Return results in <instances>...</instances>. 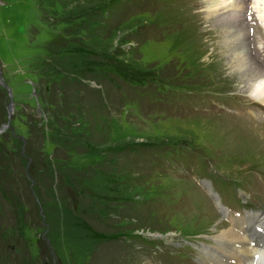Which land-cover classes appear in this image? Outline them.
<instances>
[{
    "label": "rangeland",
    "instance_id": "obj_1",
    "mask_svg": "<svg viewBox=\"0 0 264 264\" xmlns=\"http://www.w3.org/2000/svg\"><path fill=\"white\" fill-rule=\"evenodd\" d=\"M244 1L264 38V21L256 11L260 4ZM230 2L120 0L104 9L105 17L98 13L73 19L54 0H0V68L14 102L0 137L1 150L11 153L2 156L0 167V264H233L243 255L212 238L235 223L226 225L205 187L216 188L220 180L233 186L235 200L251 206L241 218L247 211L264 213V121L229 114L218 105L226 100H232V107L233 101L264 105L249 96L258 89L253 88L258 80L244 86L241 76L225 69L228 61L219 58L225 37L220 22L212 18ZM260 2L263 7L264 0ZM208 11L213 15L208 17ZM84 20V29L74 27ZM78 29L81 35L99 36L107 46L111 41L106 67L130 62L129 70L142 79L127 84L115 73L100 78L94 71L77 69L73 75L82 80L83 95L64 83L61 73L49 72V83L40 81V62L48 49L65 45L70 36L79 35ZM252 40L236 45L251 52L252 44L260 47L264 41ZM56 83L65 90L64 101ZM1 87L0 125L7 120L9 102ZM41 96L57 110L67 111L74 103L82 114L75 113L73 128L66 125L76 130L75 136L64 145L59 140L56 149L48 134V142L37 141V127L48 117L39 107ZM27 131L34 136L35 154L43 151L54 166L74 175L77 201L64 198L65 183L57 185L54 171L53 181L36 174L35 163L29 164L37 180L24 172L26 152L19 137L25 138ZM28 181L35 183L30 184L33 191ZM37 190L46 205L37 202ZM250 190L263 203L251 200ZM53 205L60 210L47 209ZM261 233L257 227L246 230L263 245ZM202 244L217 246L212 261L201 258L207 253Z\"/></svg>",
    "mask_w": 264,
    "mask_h": 264
},
{
    "label": "trees",
    "instance_id": "obj_2",
    "mask_svg": "<svg viewBox=\"0 0 264 264\" xmlns=\"http://www.w3.org/2000/svg\"><path fill=\"white\" fill-rule=\"evenodd\" d=\"M54 1L58 5L62 6L64 9L67 8L69 10L67 16H71L73 17V19L75 18L80 19V17H83L85 15L97 16L98 13H100V15H103L105 17L107 15V11L104 9L108 7L110 8V6L113 3H116V2L118 3L120 0H107V1L106 0H54ZM38 8L40 9L41 13H45L47 10V8L43 6L41 2H39ZM74 22L75 21L69 22L68 26L71 27L70 23L74 24ZM74 27H78L79 29H84L86 27L85 20L82 23L81 22L75 23ZM79 29L76 30L77 33L80 32ZM72 31H69V36L71 35ZM98 38L99 36H91V35L86 36V34L81 35V33H79V35L75 34L73 37L70 36L68 42H66L65 45L56 44L52 48H49L47 55L44 56V58L40 62V69H42V73L44 76V78L41 77L40 81H44V83H49L48 77L51 76L49 72L54 71L56 73H61V75H64L63 77L67 79V80L63 79V82L67 83V85H70V86L72 85L73 87L81 89L80 91L83 95L86 92L83 86V82L82 80L76 78L73 75L77 69H82L85 72L94 71L96 75H98L100 78H104L108 73H115L114 75L120 76L121 78H123L124 82L126 83L128 82L127 84H131V81L133 79H142V78L137 77L136 74L132 70H129V66H131L130 62H125V61L120 60V61L114 62L116 64L112 63L113 65H115V66H112V68L106 67L109 64V60H107V57H109L110 55L108 51H110L111 49L110 47L111 41L109 40L110 42H108L109 44L107 46L103 44V41L101 39L99 40ZM85 40H86V43L88 44L85 43ZM92 45L94 47H91ZM69 49H71V51ZM67 51L69 54L67 53L64 54ZM36 68L39 69L38 66ZM68 78L70 80H68ZM55 86L59 87L60 89L59 92L62 95V100L64 101L65 97L67 98L66 94H64L65 90L63 91L60 83H56ZM75 89L71 91L72 94L74 93ZM68 102L70 101L68 100ZM39 103H40L39 107H41V110L48 113L47 114L48 117L44 115L46 120H44L45 118L42 117L43 123L42 124L40 123V126L37 127L39 131V138H40L38 139L37 137V141L40 140V142L42 143L48 142L45 138L46 134H48L49 140L51 139L55 140V144H54L55 149L56 147H59L61 145L59 143V140L63 141L62 145L69 143L70 138L71 137L73 138L75 136L76 130L71 131V129L68 128L66 125L68 124L69 126L71 125L70 127L72 128L74 127V124H73L74 122L72 121L76 119L75 113L77 112L79 113V116H82V114L79 112V109H76L75 107H73L74 103H72L73 106L72 105L71 107L68 106L67 111H65V108L64 110H57L58 107L56 105H53L51 101L48 102L42 96L40 97ZM64 115L67 116L66 118L68 119H63L65 118ZM35 121L38 123L36 117H35ZM45 125L47 126V130L44 129ZM64 125L69 130L67 129V131H63L61 127ZM46 131H48V133H46ZM27 133L28 134L25 135V138L22 139L21 136L19 137V140L23 142L21 143L23 144L22 145L23 151L26 152V159L23 165L24 172L27 174V176L30 173L31 174L30 177H32V180L33 179L37 180L36 177L32 176L34 175L33 172H35L36 170V174H38L39 176L47 175V177L51 178V181H53L51 171H54L55 176L58 177L57 185L59 186L61 183H65L64 187L61 186L64 198L66 197L67 200L69 201V200H72L73 197H75L77 201V198H78L77 195L79 193V190L77 193L78 186L72 183V179L74 175L69 174V172L63 170L62 168H59L58 166L57 167L54 166L53 162L50 161V159H48V156L42 153L43 151L42 152L39 151V153L35 154L33 152L34 136L32 137L31 132L29 131H27ZM2 136L3 134H0V137ZM0 150H1V147H0ZM10 155L11 153L8 150L2 148V150L0 151V167L3 166V163H4L3 161H5L4 159H2V156H5L7 158ZM29 163H35V170L32 169V165H30ZM29 167H31L30 170H29ZM10 172L11 170L6 171V174ZM0 174L1 176L4 175V173H2L1 171H0ZM28 183H29V186L26 185L27 188L33 191L32 187H30V184H33V183H31L30 181H28ZM34 185L35 183L32 186ZM68 186H70L71 188H69ZM38 189H39V186H38ZM70 191L73 194H71ZM39 194H40V190L38 192H35V195H36L35 197H36L37 202H39L40 204L43 203L46 205V203H44L43 200H41V197ZM14 204H16V202H14ZM40 209L41 211H43L44 207H41ZM47 209L50 210L51 212L54 209H57L55 212H58L60 210L54 205L50 206ZM18 220L20 224L23 223L22 222L23 220L21 218H19ZM138 237H140L139 239L142 240L144 243L150 242V238L148 237L137 235L136 238ZM94 249L95 247L93 248V250Z\"/></svg>",
    "mask_w": 264,
    "mask_h": 264
},
{
    "label": "bare ground",
    "instance_id": "obj_3",
    "mask_svg": "<svg viewBox=\"0 0 264 264\" xmlns=\"http://www.w3.org/2000/svg\"><path fill=\"white\" fill-rule=\"evenodd\" d=\"M231 2H232L231 5H227L226 7L224 5V7H225L224 9H222V7L220 6L222 10L220 12H216V16L212 18V20H215L216 23L220 22L219 31L225 37V39L223 40V43L224 42L227 43V45H224L222 43V45H223L222 50L219 48L220 49L219 58L223 59L224 61H226V60L228 61L227 63H229V64H226L225 69L227 71H229L228 73H231V76H235L236 78L238 76H241V79L244 82V86L245 85L254 86V84H252V81L258 80L259 86L255 85V87H253V88H258V89L256 90V92L254 94L252 93L249 96L253 95V99H257L258 101L264 103V63H260V61H258V59H257L258 55H259V48H263V50H264V41H262L264 39L263 38V32L260 31L259 26L257 25V22L255 20V17H253L251 11L248 10L249 7H247V5L245 3L246 1H244V0H235V1L231 0ZM192 3H194V2H192ZM192 3H190V4H192ZM217 3H218V5H220L222 2L220 3V2L216 1V4ZM261 5H262V3L260 2V6ZM260 6H258L256 11H257L259 18L262 19V21H264V15H263L264 14V6L263 7H260ZM255 9H256V7H255ZM212 12L208 11L205 13L207 14L208 17H210V15L211 16L213 15ZM177 26L179 27V25H177ZM183 28L184 27H182V29ZM185 29H186V27H185ZM185 29H183V30H185ZM217 29L218 28H216V30ZM251 29H253V30H251ZM237 31H240L241 34L239 32L237 33ZM249 31L251 34H249ZM177 33H180V32L178 31ZM194 34L196 35V33H193V35ZM190 35L192 36V34H190ZM181 36H183V35H181ZM188 37H189V34H188ZM195 37H198V36H195ZM195 37H193V38L195 39ZM209 37H211V36H209ZM220 38H222V37H220ZM248 39L249 40L253 39L252 40L253 43L259 41V39H262L261 40L262 44L260 47H255V44H252L253 47L251 49V52L245 48L242 49L240 46L236 45L237 41H240V42L245 41V43H246L248 41ZM246 45H247V43H246ZM249 52L255 56V59L252 58V56L250 55ZM223 54L225 56H223ZM227 54H228V56H226ZM250 59L252 60V63L250 62ZM262 61H263V59H262ZM224 66L222 65L223 68H224ZM254 91H255V89H254ZM207 191H209L208 187H207ZM261 215H262V217L259 218ZM246 222H247V224H251V226L249 228L257 227L258 229L263 231V233L260 234V237H261V240L264 242V213L253 214L252 212H248V211L246 213V217L241 218L238 216L233 228L226 229V230L224 229V231H222L221 234L214 235L212 238L216 241L217 244L223 243V247L226 249L229 248L230 246H234V249L237 248V251H240L243 253L244 258L241 260L240 257L242 255H240V257L237 260H235V262L233 264H264V244L263 245H260L261 243L258 244V242L255 239H253L252 237H250L246 234V230H248V229L242 228V225ZM255 233H256V231H255ZM251 240H254L253 244H250ZM202 247L204 249L203 251H207V253L202 254L201 258L203 257V259H207L208 261H212L213 256L217 252V246H213V245L207 246V245L202 244ZM218 247H219V245H218ZM254 253L256 254V257L259 256L261 258L259 260H257L256 257L254 258V256H253ZM222 260H223V258H222Z\"/></svg>",
    "mask_w": 264,
    "mask_h": 264
},
{
    "label": "water",
    "instance_id": "obj_4",
    "mask_svg": "<svg viewBox=\"0 0 264 264\" xmlns=\"http://www.w3.org/2000/svg\"><path fill=\"white\" fill-rule=\"evenodd\" d=\"M0 85L5 88L8 98H9V102L7 104L8 105L7 106V120L0 125V134H1L9 126L10 120L14 113L13 92H12L11 87L7 84V82L3 78V71L1 68H0ZM31 85H35V83H32ZM32 94L33 95L35 94L34 90L32 91ZM37 114L40 115L39 110H37Z\"/></svg>",
    "mask_w": 264,
    "mask_h": 264
},
{
    "label": "snow or ice",
    "instance_id": "obj_5",
    "mask_svg": "<svg viewBox=\"0 0 264 264\" xmlns=\"http://www.w3.org/2000/svg\"><path fill=\"white\" fill-rule=\"evenodd\" d=\"M260 258H261V257H259V256H258V257H256V259H257V260H259Z\"/></svg>",
    "mask_w": 264,
    "mask_h": 264
}]
</instances>
